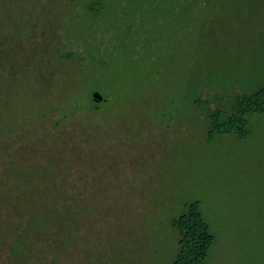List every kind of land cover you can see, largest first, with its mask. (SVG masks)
<instances>
[{
  "label": "rangeland",
  "instance_id": "374dc122",
  "mask_svg": "<svg viewBox=\"0 0 264 264\" xmlns=\"http://www.w3.org/2000/svg\"><path fill=\"white\" fill-rule=\"evenodd\" d=\"M74 1L0 0V264H169L193 200L205 264H264V113L206 139L264 84V0ZM44 174L84 215L13 253Z\"/></svg>",
  "mask_w": 264,
  "mask_h": 264
},
{
  "label": "trees",
  "instance_id": "16d2710c",
  "mask_svg": "<svg viewBox=\"0 0 264 264\" xmlns=\"http://www.w3.org/2000/svg\"><path fill=\"white\" fill-rule=\"evenodd\" d=\"M76 3H78V0L76 2L74 1V4ZM94 16L95 15L90 16L88 21L99 24L97 25L98 29L106 31L104 27V18L96 19ZM100 19L102 20L101 23H99ZM70 24L68 22L69 26ZM121 25L122 23L117 25L116 28L121 29ZM65 55L72 56L73 52L67 51ZM78 68L79 67H77V69ZM93 91L90 92L91 96L88 95L89 107L91 109H96L99 102H105L106 100L100 93L102 95V100L95 101L92 97ZM194 103L198 104V102ZM229 104L230 110L226 114L218 108L208 113L210 127L207 131V141L212 140L219 134H234L239 138H245L248 135L246 116L251 113H264V84L258 86L251 92L236 93ZM98 126L99 129H101L102 126ZM89 129L93 130V132L97 131L94 127ZM54 166L55 164L50 163L46 171L50 170L52 172V170L55 169ZM42 181L51 193H56L54 189L58 182L56 178L53 177L52 179H48L46 178V174H44ZM39 188V186L34 189L26 188L27 194H30L29 196L31 197L30 202L32 204L30 208H33V211L28 213L26 221L29 235H27V237H18L20 239H18V241H16L17 244L13 246V253L29 250V243L25 240H27V238L29 239L31 233L36 236L42 231H46L49 225L56 224L62 226L67 220H71L73 216L81 217V215H84L82 207L76 206L75 212H71L67 209L70 199L64 194L48 193V195H46L49 197V201H44L45 194L42 193L43 189ZM171 226L178 230L179 239L178 250L169 264H205L209 249L214 242V235L211 232L209 224L203 219L199 201L193 200L188 202L185 211L178 217L171 219Z\"/></svg>",
  "mask_w": 264,
  "mask_h": 264
},
{
  "label": "water",
  "instance_id": "95a60500",
  "mask_svg": "<svg viewBox=\"0 0 264 264\" xmlns=\"http://www.w3.org/2000/svg\"><path fill=\"white\" fill-rule=\"evenodd\" d=\"M92 97L95 101H100L102 100V95L98 91H93L92 92Z\"/></svg>",
  "mask_w": 264,
  "mask_h": 264
}]
</instances>
